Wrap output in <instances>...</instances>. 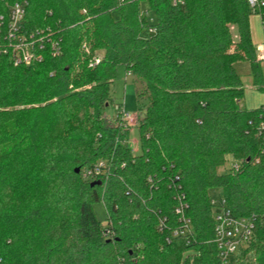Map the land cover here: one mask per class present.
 <instances>
[{
	"label": "trees",
	"instance_id": "16d2710c",
	"mask_svg": "<svg viewBox=\"0 0 264 264\" xmlns=\"http://www.w3.org/2000/svg\"><path fill=\"white\" fill-rule=\"evenodd\" d=\"M16 1L26 2L23 32L48 30L60 52L28 66L0 54V264H188L187 251L193 264H219L208 243L217 190L232 214L256 217L255 238L233 264H264V105H241L233 67L247 61L264 91L247 0H0L4 18ZM95 51L102 59L89 67ZM117 65L145 100L136 154L115 141L127 134L105 116ZM228 156L237 173L218 172ZM99 159L111 175L84 179ZM174 176L191 220L188 245L172 236ZM156 213L167 217L164 232Z\"/></svg>",
	"mask_w": 264,
	"mask_h": 264
},
{
	"label": "built area",
	"instance_id": "2783aa9c",
	"mask_svg": "<svg viewBox=\"0 0 264 264\" xmlns=\"http://www.w3.org/2000/svg\"><path fill=\"white\" fill-rule=\"evenodd\" d=\"M173 5L183 4L182 0H171ZM247 3L252 10L258 9L261 16L264 0H247ZM25 1H16L8 6L7 16L4 18L0 14V54H5L9 57L14 65H31L43 60L44 52L48 50L52 55H57L60 52L59 39H55L48 30L43 31L36 29L30 33H24L22 30V21L25 14ZM153 31V29H150ZM256 50V48H255ZM259 61L264 60V45L259 48V53L256 52ZM102 59V53L95 51L88 61L89 67H94L99 64ZM128 76L129 73L127 72ZM114 115L112 123H114L121 133H126L128 138L115 139L120 144H127L130 147V153L136 154L139 151L132 145L133 140L130 139V132L136 128V116L125 110L124 105L114 107ZM264 130V121H260L258 133ZM226 167L231 173H237L240 168L238 161L232 157L228 158ZM121 163V167L124 166ZM110 161L107 159H99L93 165L83 169L82 177L89 180L106 181L111 175ZM148 182H152V178H147ZM178 176L170 179L169 187L173 190V199L175 206L174 213L177 216V226L172 229V236L181 237L185 244L193 242L191 220L186 214L187 204L185 202L184 193L181 191L180 184L176 183ZM213 206V233L214 236L208 243L212 244L216 251L219 264H233L236 256L241 249L246 247L255 238L254 229L256 225L255 215L235 216L225 206V202L221 198H212L210 200ZM157 229L159 232H164L168 229L167 217L156 213ZM106 223V222H105ZM113 231L110 227L102 229L104 238H111ZM169 242V238H166ZM233 258V259H232Z\"/></svg>",
	"mask_w": 264,
	"mask_h": 264
},
{
	"label": "rangeland",
	"instance_id": "374dc122",
	"mask_svg": "<svg viewBox=\"0 0 264 264\" xmlns=\"http://www.w3.org/2000/svg\"><path fill=\"white\" fill-rule=\"evenodd\" d=\"M113 18L117 17L116 12L112 13ZM148 22L150 24L154 23L153 13L150 12L148 15ZM250 24L254 46L256 48V52L259 53V48L261 45H264V24H262L261 14L258 9L252 10V14L250 16ZM232 35L234 39L237 38V28L235 25L232 26ZM262 67H264V60L260 61ZM237 73L240 75L244 86V97L243 102L246 105L252 108L260 107L264 105V91H261L252 85V81L249 77L248 64L243 62L237 65L236 67ZM262 77H264V69H262ZM136 88L137 84L135 82V77L131 74L126 75L125 68L123 65H117L115 76L113 82L111 84L110 93L112 96V102L105 109L106 119L112 121V116L114 115V107L124 105L125 110L129 111L131 114L137 115V110L139 106L145 101L144 98L137 100L136 98ZM19 108V106H18ZM130 139L133 140L132 145L138 150L139 147V133L136 129H133L130 132ZM231 156L227 157L230 158ZM225 162L223 166L218 168V172H222L226 169L228 162ZM219 191L213 192V197L218 198ZM92 209L96 216V218L104 222L106 219V212L102 202H94L92 203ZM190 255V261L188 264H193V257L196 255L195 251H187L185 256ZM233 259V258H232Z\"/></svg>",
	"mask_w": 264,
	"mask_h": 264
},
{
	"label": "crops",
	"instance_id": "0c3cea01",
	"mask_svg": "<svg viewBox=\"0 0 264 264\" xmlns=\"http://www.w3.org/2000/svg\"><path fill=\"white\" fill-rule=\"evenodd\" d=\"M262 20V19H261ZM262 24H264V22H262ZM249 26H250V32H251V40H252V43H253V45H254V42H253V37H252V31H251V24H250V18H249ZM255 47V46H254ZM243 62H245V63H247L248 64V73H249V77H250V80L252 81V78H251V69H250V65H249V63L247 62V61H244V60H240V61H236V62H234L233 63V67H234V69H235V71H236V73H237V70H236V67H237V65L238 64H240V63H243ZM261 65V64H260ZM262 69H264V67H262V65H261V70ZM238 74V73H237ZM239 75V74H238ZM239 77H240V75H239ZM241 79V78H240ZM242 81V80H241ZM244 87V86H243ZM241 105L244 107V108H247V109H251L252 107H248L247 105H246V103H244L243 102V100L241 101Z\"/></svg>",
	"mask_w": 264,
	"mask_h": 264
},
{
	"label": "water",
	"instance_id": "95a60500",
	"mask_svg": "<svg viewBox=\"0 0 264 264\" xmlns=\"http://www.w3.org/2000/svg\"><path fill=\"white\" fill-rule=\"evenodd\" d=\"M74 172H75V173H78V172H79V167H75V168H74ZM96 183H98V182H96ZM92 184H94V183H92Z\"/></svg>",
	"mask_w": 264,
	"mask_h": 264
}]
</instances>
